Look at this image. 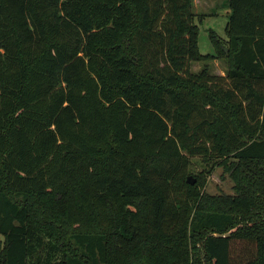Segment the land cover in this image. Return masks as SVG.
<instances>
[{"label": "trees", "instance_id": "trees-1", "mask_svg": "<svg viewBox=\"0 0 264 264\" xmlns=\"http://www.w3.org/2000/svg\"><path fill=\"white\" fill-rule=\"evenodd\" d=\"M228 3L203 56L194 0H0V264H264V0Z\"/></svg>", "mask_w": 264, "mask_h": 264}, {"label": "rangeland", "instance_id": "rangeland-1", "mask_svg": "<svg viewBox=\"0 0 264 264\" xmlns=\"http://www.w3.org/2000/svg\"><path fill=\"white\" fill-rule=\"evenodd\" d=\"M194 12L198 16L196 24L199 27L198 48L203 56H216L217 49L211 36L223 41L222 48H228L226 27L231 15L228 0H194ZM207 67L212 75L225 76L228 63L223 57L211 59L204 63H194L191 71L199 73ZM190 177L195 183L201 182L202 193L212 198H222L235 195V182L220 165L212 166L193 158ZM3 237L0 236V247H3Z\"/></svg>", "mask_w": 264, "mask_h": 264}, {"label": "water", "instance_id": "water-1", "mask_svg": "<svg viewBox=\"0 0 264 264\" xmlns=\"http://www.w3.org/2000/svg\"><path fill=\"white\" fill-rule=\"evenodd\" d=\"M195 183V181L194 182H192V184H194Z\"/></svg>", "mask_w": 264, "mask_h": 264}]
</instances>
